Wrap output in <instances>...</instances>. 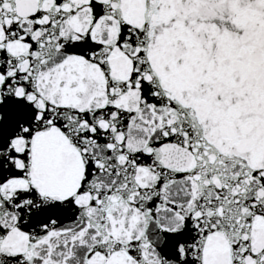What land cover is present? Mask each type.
<instances>
[{
	"label": "snow or ice",
	"instance_id": "1",
	"mask_svg": "<svg viewBox=\"0 0 264 264\" xmlns=\"http://www.w3.org/2000/svg\"><path fill=\"white\" fill-rule=\"evenodd\" d=\"M0 264H264V0H0Z\"/></svg>",
	"mask_w": 264,
	"mask_h": 264
}]
</instances>
